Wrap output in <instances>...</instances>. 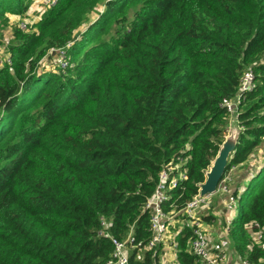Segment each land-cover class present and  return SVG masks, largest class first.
Masks as SVG:
<instances>
[{
	"label": "trees",
	"instance_id": "trees-1",
	"mask_svg": "<svg viewBox=\"0 0 264 264\" xmlns=\"http://www.w3.org/2000/svg\"><path fill=\"white\" fill-rule=\"evenodd\" d=\"M37 2L0 0V33L13 31L0 53V264H107L103 217L120 240L134 225L131 264H154L152 251L137 255L161 168L191 155L166 208L186 205L228 134L222 103L249 69L256 87L239 106L226 173L264 145V0H58L27 22ZM250 222L264 225V163L230 232L240 260L264 264ZM191 236L181 233L178 259L203 264Z\"/></svg>",
	"mask_w": 264,
	"mask_h": 264
},
{
	"label": "built area",
	"instance_id": "built-area-1",
	"mask_svg": "<svg viewBox=\"0 0 264 264\" xmlns=\"http://www.w3.org/2000/svg\"><path fill=\"white\" fill-rule=\"evenodd\" d=\"M57 1L40 0L44 9L53 7ZM26 26L24 21L20 22L22 29H25ZM70 45L71 43H68L67 47ZM1 51L0 47V53ZM55 52L57 53V64L63 69L67 68L70 62L67 58L66 47L56 49ZM254 79L253 71L250 69L246 70L241 77L240 89L236 95L232 98L224 99L222 103L230 113L233 123L238 124L239 106L244 100L245 94L256 87ZM190 158L191 155L189 154L186 156L178 155L161 168L156 188L145 204V209L151 213V236L141 249L152 251L154 264H166L164 260L165 250L177 245L176 236L181 235L185 225L189 224L192 230L190 238L191 251L197 256L199 261L203 264H229L230 255L225 245L226 241L220 237L222 232L213 229V226L206 220L211 215L209 211L211 203L209 200L213 195L219 194V197H221L219 204L222 208L220 210H223L224 213L237 209L239 196L234 193L229 194L227 173L214 193L201 195V187H199L198 193L186 205L176 207L173 203H170V209L166 208V204L172 198V191L177 187H181L182 182L188 179L186 165ZM227 194L229 196L225 199ZM213 210L216 211V207H213ZM217 215L219 214L217 213ZM226 220V231L229 232L233 217L228 216ZM101 224L103 229L99 234L110 238L114 244V250L107 264H131L130 250L139 246L134 243L133 233L130 232L126 240H120L113 237L109 232L110 222L107 218L103 217ZM246 228L251 234L252 245L262 244L264 247V225L250 222L246 224ZM174 231L175 233L173 234ZM233 264L261 263H254L248 258H244L235 260Z\"/></svg>",
	"mask_w": 264,
	"mask_h": 264
},
{
	"label": "rangeland",
	"instance_id": "rangeland-1",
	"mask_svg": "<svg viewBox=\"0 0 264 264\" xmlns=\"http://www.w3.org/2000/svg\"><path fill=\"white\" fill-rule=\"evenodd\" d=\"M41 4L39 2H37L36 4L33 5L32 8H30V16L28 15V18L26 19L27 22H34L38 19L39 15L41 14L42 12V9H41ZM12 20L16 21L14 17H12ZM13 21V22H14ZM13 31L11 29V27H7L2 33H0V40H2V42H0V47L1 49L3 50V48L8 44V42L12 41L13 40ZM3 54V51H1V55ZM6 58H2V61H5ZM47 67H51L52 66V61L51 60H47L46 61V64H45ZM229 131H228V134L227 136H235V134L238 132L239 130V126L237 127V123H233L231 121V118L229 117ZM262 157H264V145H261L260 148L257 149L256 152H254L248 159V162L242 166H233L228 172H227V177L229 178L228 180V185H229V194L232 192V190L236 191L237 189V185H240L239 181L241 180V182L243 181L242 180V177L241 175H244V173L246 172V170H250L252 168H254L258 161H260L259 159ZM258 166L261 167V165L259 164ZM210 169V168H209ZM257 170V169H256ZM243 190L241 189V192ZM219 197V194L217 195H213L209 202L211 203V208L209 209V211L212 213V214H215L216 212L213 210V207H216L217 205V202L219 199H217ZM222 216L224 215V212L222 211L220 213ZM238 214V208L235 210V211H230L229 212V215L231 217H235L236 215ZM227 216V215H226ZM225 216V217H226ZM221 218V216H219ZM218 218L215 219V222H214V225L216 228H219L221 226V224L223 223L222 221L218 222L217 220ZM222 219V218H221ZM226 223V218L225 220ZM230 232H231V229L230 231L228 232L229 233V236H228V240H227V247L230 249V251L232 250L231 247H230V243L231 242V239H230ZM253 246V245H252Z\"/></svg>",
	"mask_w": 264,
	"mask_h": 264
},
{
	"label": "crops",
	"instance_id": "crops-1",
	"mask_svg": "<svg viewBox=\"0 0 264 264\" xmlns=\"http://www.w3.org/2000/svg\"><path fill=\"white\" fill-rule=\"evenodd\" d=\"M41 9H42V12H43V10H44V8L43 7H41ZM260 161H258V163H257V165L254 167V168H252V169H250V170H246V172L244 173V175H241V177H242V182H241V180L239 181L240 183V185H237V189H236V191L237 190H240L241 191V189L242 190H245V188H246V186L249 184V182H250V180H251V178L254 176V174L259 170V168H260V166H258L259 164L260 165H263V163H264V157H262L261 156V158L259 159ZM248 162V161H247ZM246 162V163H247ZM245 163V164H246ZM235 166H238V165H235ZM257 169V170H256ZM233 191L234 190H232V192L231 193H233ZM229 196V194H227V195H225V199H227V197ZM220 198L221 197H218L217 199H219L220 200ZM219 200H218V202H217V205H216V215L215 214H212L211 213V215L209 216V217H207L206 218V220H208L209 221V223H210V225L211 226H213V229H215V230H217L218 232H222V235L220 236L221 238H223L225 241H226V243H225V245L227 246V240H228V236H229V233L226 231V224H225V221H223V220H225V218H227L228 216H230L229 215V211H228V213H224V215L222 216L220 213L223 211V210H220L221 208H222V206L219 204ZM224 209H225V207H224ZM224 212V211H223ZM217 213L219 214V215H217ZM227 215V216H226ZM238 215V214H237ZM237 215L235 216V217H233V220L237 217ZM219 216H221V218L219 217ZM226 216V217H225ZM209 218V219H208ZM216 218H218L217 220H218V222H220V221H222L223 223L221 224V226L219 227V228H216L215 227V225H214V222H215V219ZM109 220V219H108ZM151 221V220H150ZM109 222H110V220H109ZM179 226V225H178ZM187 227H189V228H191L190 226H189V224H186L185 225V229L187 228ZM150 228H151V226H150ZM245 228H246V226H245ZM109 229H110V227H109ZM108 229V230H109ZM185 229H184V231H185ZM246 230L249 232V230L246 228ZM133 231H134V225H132L131 226V228L128 230V235H129V233L130 232H132L133 233ZM150 231H151V229H150ZM175 233V231L173 232V234ZM250 233V232H249ZM171 235H172V233H170ZM128 235H127V237L125 238V239H123V240H126L127 238H128ZM228 235V236H227ZM250 236H251V234H250ZM179 237H180V235L179 236H176V242H177V245L176 246H173V248H167L166 250H165V256H164V260H165V262H166V264H181L180 263V261H179V259H178V251H179ZM122 240V239H121ZM251 240H252V238H251ZM188 243H189V250L191 251V245H190V238H189V241H188ZM230 243V247H231V251H230V249L228 248V252H229V255H230V260H229V264H233V262L235 261V260H240L239 258H241V257H239L238 256V254H237V252L234 250V247L232 246V241L231 242H229ZM131 251V250H130ZM144 251H146V250H144V249H140L139 251H138V255H137V259H142L143 258V252ZM192 252V251H191ZM193 253V252H192ZM130 255H131V252H130ZM152 260H153V262H154V259H153V257H152Z\"/></svg>",
	"mask_w": 264,
	"mask_h": 264
},
{
	"label": "water",
	"instance_id": "water-1",
	"mask_svg": "<svg viewBox=\"0 0 264 264\" xmlns=\"http://www.w3.org/2000/svg\"><path fill=\"white\" fill-rule=\"evenodd\" d=\"M79 34L80 33L76 35L74 40L78 38ZM236 144V134L235 136L231 135L226 137L217 156L213 160L210 169L206 172L205 181L200 185L201 195L211 194L217 190L219 183L222 181L226 173L231 153L236 149Z\"/></svg>",
	"mask_w": 264,
	"mask_h": 264
},
{
	"label": "clouds",
	"instance_id": "clouds-1",
	"mask_svg": "<svg viewBox=\"0 0 264 264\" xmlns=\"http://www.w3.org/2000/svg\"><path fill=\"white\" fill-rule=\"evenodd\" d=\"M238 125H239V124H237V127H238ZM226 137H227V136H226ZM188 148H189V147H187V149H188ZM189 155H190V154H189ZM208 170H209V169H208ZM208 170H207V171H208ZM225 174H226V173H225ZM224 177H225V175H224ZM224 177H223V178H224ZM200 185H201V184H200ZM240 192H241L240 190L233 191V193H234L235 195H238V196H239ZM238 204H239V201H238ZM237 208H238V205H237ZM232 222H233V221H232ZM231 224H232V223H231ZM230 228H231V225H230Z\"/></svg>",
	"mask_w": 264,
	"mask_h": 264
},
{
	"label": "bare ground",
	"instance_id": "bare-ground-1",
	"mask_svg": "<svg viewBox=\"0 0 264 264\" xmlns=\"http://www.w3.org/2000/svg\"><path fill=\"white\" fill-rule=\"evenodd\" d=\"M68 68V67H67Z\"/></svg>",
	"mask_w": 264,
	"mask_h": 264
}]
</instances>
